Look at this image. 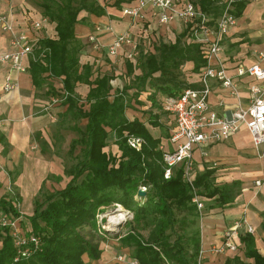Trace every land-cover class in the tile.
I'll list each match as a JSON object with an SVG mask.
<instances>
[{"label": "trees", "instance_id": "1", "mask_svg": "<svg viewBox=\"0 0 264 264\" xmlns=\"http://www.w3.org/2000/svg\"><path fill=\"white\" fill-rule=\"evenodd\" d=\"M136 1L116 0L114 5L122 9ZM196 2L214 18L220 12L218 0ZM246 4L237 3V16ZM40 6L55 24L56 35L38 38L29 71L35 87L50 99L69 93L62 101L67 106L62 115L73 119L76 130L82 133L78 141L84 157L67 171L70 180L66 186L36 201L33 213L26 215V231L40 236V250L15 261L17 248L11 229L0 227V264H88L85 255L99 261L104 249L95 241L101 230L98 216L116 204L133 213L130 227L137 222L149 230L144 241L137 239L136 232L126 235V241L134 243L133 258L141 264H196L202 237L200 230L188 233L199 221L192 189L183 179L182 165L174 169L170 179L164 177L163 155L170 149L175 129V118L165 111L164 100L197 87V82L187 80L186 73L181 76L182 68L192 62L190 70L198 76L206 64V51L198 43L186 42L187 30L174 42L159 40L152 51L142 50L137 56L136 61L141 59L144 66L134 83L114 91L113 74L105 71L95 76L92 65H81L85 44L76 33V25L87 22L80 13L106 15L107 0H42ZM133 63L127 62L129 75L138 69ZM128 109L138 114L133 120L127 117ZM163 116L171 123H164ZM83 119L84 128L78 125ZM156 129L159 135L153 133ZM129 136L142 139L140 150L128 144ZM112 137L117 153L106 150ZM74 148L73 144L70 152ZM194 185L204 200L212 199L223 208L233 203L240 191L237 181L217 183L214 168L195 174ZM142 187L146 188L145 195H139ZM1 214L22 219L17 205L6 197L0 198ZM237 242L238 250L249 260L245 264H264L252 233L241 232Z\"/></svg>", "mask_w": 264, "mask_h": 264}, {"label": "crops", "instance_id": "2", "mask_svg": "<svg viewBox=\"0 0 264 264\" xmlns=\"http://www.w3.org/2000/svg\"><path fill=\"white\" fill-rule=\"evenodd\" d=\"M41 1L0 0V17L11 24L16 32L22 30L31 32V39L34 43L38 41L39 37L54 38L56 35L55 24L49 21L43 30L33 28L35 21L47 17L40 6ZM115 1L107 0V14L100 17L82 11L80 17H85L87 22L76 25V33L85 44L80 57L81 65H92L95 76L99 72L105 71L108 74H113L114 79L111 80V84L114 91L124 88L126 77V79H129L141 73L139 67L133 75H129L127 72L128 60L125 52L129 49V46H124L120 50L118 58L110 56L103 48V46H107L112 42L116 33L123 32L126 29L139 32V27L133 25L129 17L123 14V8L118 9L114 5ZM221 1L218 0L217 2L219 7ZM147 19L151 41L149 39L140 40L141 50L138 55L142 50H144L143 52L152 51L155 43L159 40L174 42L185 30L182 22L159 25L157 18L150 16ZM92 34L97 35V42L102 47H97L95 42L89 40ZM13 35L12 30L4 29L3 24L0 23V54L18 50L12 44ZM224 47L225 65L230 75L235 74V68L240 63L250 65L258 61L255 51H264V0L247 2L243 13L237 16V25L225 37ZM31 58L32 54L23 57L22 62L26 67V71L13 69L11 62L0 63V160L3 163L8 157L9 159L10 157L13 158V160H16V157L19 161L22 160L21 162L24 165L21 167L16 180L17 188L23 189L20 193L22 197H24V194H29L30 187H33V180H36L35 186L38 191L42 181L51 172V169L48 168V158L42 152L41 140L52 143V138H50L51 124L49 125V123L55 119L53 118L54 114L57 118L67 110V106L63 102L51 106V99L35 87L29 71ZM129 62L140 65V63L137 64V61ZM185 68L189 69L185 72L187 80L196 82L198 76L193 75L190 70L193 68V63L188 62L182 70H185ZM8 77L18 84L16 90H4ZM250 81V78L241 81L240 89L243 102H247L248 83ZM222 93H224L223 90L215 82L211 102L216 104ZM227 102L233 105L235 99L227 98ZM44 109L49 113L45 114ZM126 114L130 120L138 115L131 109H128ZM163 122L167 125L171 123L166 116H163ZM174 127L176 129L175 120ZM206 149V157L202 156L199 148L195 151V174L203 173L207 168H214L217 183L237 181L240 186L239 194L233 203L224 208L220 207L214 200L206 198L204 200L205 214L198 221L202 247L206 251L204 258L208 259L207 264H218L220 256L228 253L213 254L211 249L222 244L223 233L227 228L232 227L237 220L246 219L248 224L254 228L253 235L256 243L264 240V184L260 186L255 184L256 181L264 180V146L256 148L252 143L248 129L243 126L231 138L212 143ZM45 167L46 171H44ZM6 178L7 174L0 169V190H4ZM7 189L9 188L7 187ZM5 191H3L4 194ZM13 202L15 203L14 200ZM20 226L24 230H28L29 225L26 215L22 214ZM246 231V227H244L240 232ZM115 260L117 264V259ZM101 261L100 259L97 264H101Z\"/></svg>", "mask_w": 264, "mask_h": 264}, {"label": "built area", "instance_id": "3", "mask_svg": "<svg viewBox=\"0 0 264 264\" xmlns=\"http://www.w3.org/2000/svg\"><path fill=\"white\" fill-rule=\"evenodd\" d=\"M253 0H222L220 12L216 18L202 10L194 0H137L133 6L122 9L132 24L139 27V32L126 29L116 33L112 42L103 48L112 57L118 58L120 50L129 46L125 52L126 59L136 61L140 51V40L149 39L148 17L157 18L159 25H170L182 22L187 30L186 42H195L206 51V64L201 69L197 87H190L179 97H169L164 100L165 111L175 118L176 129L170 139V149L164 152L165 179H170L177 166H183V179L188 183L194 195L193 202L197 204L199 219L205 212L204 198L198 193L194 185L195 159L194 154L199 148L203 157L207 156V146L231 138L245 126L256 148L264 146V51H255L258 58L253 64L240 63L235 68V74L230 75L225 65L224 39L231 29L237 25L236 5L238 2H251ZM48 17H42L33 23L35 30H43L48 23ZM4 29L14 32L12 44L18 48L14 52L0 54V63L11 62L12 68L26 71L23 57L34 51L35 43L32 41L31 32L22 30L16 32L13 26L0 17ZM184 31V30H183ZM89 40L95 42L97 47L102 45L97 42V35H90ZM151 41V39H149ZM250 78L248 83L247 102L241 96V81ZM218 83L224 93L218 98L216 104L211 102L214 93V83ZM18 88V84L10 77L4 85L5 91ZM69 95L65 92L63 97H53L51 106L61 103ZM227 98L235 99L233 105ZM142 139L136 136L128 137V144L140 150ZM257 186L263 185L264 180L256 181ZM21 218L10 219L0 215V227H10V232L17 248L15 261L28 258L40 250L42 241L40 236L30 234L20 226ZM246 227L248 233H254V228L246 219L237 220L223 233V242L211 249L213 254L236 252L240 231ZM206 251L201 248L200 258ZM120 263L141 264L138 259L127 257L120 253L116 257ZM170 264V263H165Z\"/></svg>", "mask_w": 264, "mask_h": 264}, {"label": "rangeland", "instance_id": "4", "mask_svg": "<svg viewBox=\"0 0 264 264\" xmlns=\"http://www.w3.org/2000/svg\"><path fill=\"white\" fill-rule=\"evenodd\" d=\"M138 63H140V65ZM137 64L139 69L142 71L144 61L139 59ZM187 71H189V69L185 68V70L182 71L181 76H183V73ZM134 77L129 79H126V77L125 82L127 84H133ZM47 112L48 111L44 109V113L47 114ZM62 114H60L57 118L54 114L53 118L56 120L54 119L49 123V125L51 124L50 138H52V143L41 140V146L43 149L42 152H44L43 154H45V157L48 158V168L51 169V172H49L47 178L42 181L38 191L36 190L35 186L36 180H33V187H30L29 194H24V197H22L20 193H22L23 189H21L19 186V188H17L16 185L18 173L21 171V167L24 165L23 162H21L22 160L19 161L17 157L15 158L16 160H13L11 157L9 159L8 157V159L6 158L5 163L0 160V169L7 174L5 181L6 186L4 190H0V198L7 197L13 199L23 215H31L33 213V206L36 201H43L55 190L64 188L67 182L70 180V176H68L67 171L72 169L84 157V151L82 150L83 145H81L78 141L82 137V133L76 130V123L73 121V119L67 116L64 117ZM79 124L80 127L84 128L86 120L83 119L79 121L78 125ZM152 131L155 135L160 133L159 129ZM113 139L114 138L112 137L109 140L106 150L108 152L117 153L118 145ZM73 144L75 148L72 152H70L71 146ZM50 166H52V168H50ZM44 171H46V167ZM7 187L9 189H7ZM142 189L146 191L145 187H142ZM3 191H5V194ZM132 219L133 213L119 204L110 206L105 213L98 216V222L101 224V230L95 235V241L99 242L101 245L100 247L104 249L101 255V264H116L115 257H117V255L120 253L127 255V257H132L134 243L131 241L129 242V240L126 241L127 239L125 237L127 234L136 232V235L138 236L137 239H141L143 241L148 238L149 230L141 228L137 222L133 223L132 227H130ZM196 230H199L198 226L196 228L194 227L193 229H190L188 233L192 234ZM256 246L258 247L259 252L264 255V240L258 241ZM226 253L228 254L220 256L218 264H245L249 262V260L240 250L233 253ZM84 260L88 264L98 263V260H92L88 257V255L84 256ZM207 262L208 259L204 257L200 258L199 255L196 264H207Z\"/></svg>", "mask_w": 264, "mask_h": 264}, {"label": "water", "instance_id": "5", "mask_svg": "<svg viewBox=\"0 0 264 264\" xmlns=\"http://www.w3.org/2000/svg\"><path fill=\"white\" fill-rule=\"evenodd\" d=\"M145 194H146V191L144 189L139 190V195H145Z\"/></svg>", "mask_w": 264, "mask_h": 264}]
</instances>
